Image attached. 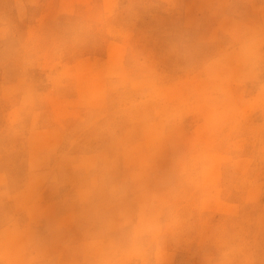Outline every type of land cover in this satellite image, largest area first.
Listing matches in <instances>:
<instances>
[{
    "label": "rangeland",
    "instance_id": "1",
    "mask_svg": "<svg viewBox=\"0 0 264 264\" xmlns=\"http://www.w3.org/2000/svg\"><path fill=\"white\" fill-rule=\"evenodd\" d=\"M0 264H264V0H0Z\"/></svg>",
    "mask_w": 264,
    "mask_h": 264
}]
</instances>
